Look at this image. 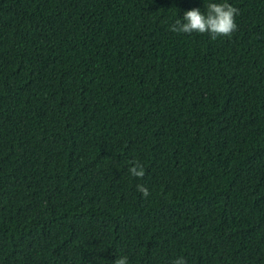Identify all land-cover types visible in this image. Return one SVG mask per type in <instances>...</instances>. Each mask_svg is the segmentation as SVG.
<instances>
[{
	"label": "trees",
	"instance_id": "1",
	"mask_svg": "<svg viewBox=\"0 0 264 264\" xmlns=\"http://www.w3.org/2000/svg\"><path fill=\"white\" fill-rule=\"evenodd\" d=\"M210 2L0 0V264H264V0Z\"/></svg>",
	"mask_w": 264,
	"mask_h": 264
},
{
	"label": "clouds",
	"instance_id": "2",
	"mask_svg": "<svg viewBox=\"0 0 264 264\" xmlns=\"http://www.w3.org/2000/svg\"><path fill=\"white\" fill-rule=\"evenodd\" d=\"M206 11L194 8L184 13L183 20L177 19L171 25L170 30L176 33L191 34L193 32L211 35L212 39L217 37H230L237 30L235 17L239 14V9L234 7L227 0L224 2H210L205 4ZM134 166L128 169L130 175L138 178L145 176V169L139 161H134ZM137 190L145 198L150 195L149 189L144 185H137ZM115 264H129L127 256H119ZM171 264H187L183 256H179L171 261Z\"/></svg>",
	"mask_w": 264,
	"mask_h": 264
}]
</instances>
